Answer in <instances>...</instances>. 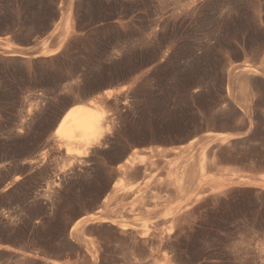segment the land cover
<instances>
[{
  "label": "rangeland",
  "instance_id": "rangeland-1",
  "mask_svg": "<svg viewBox=\"0 0 264 264\" xmlns=\"http://www.w3.org/2000/svg\"><path fill=\"white\" fill-rule=\"evenodd\" d=\"M112 89L109 139L70 162L60 112ZM262 257L264 0H0V264Z\"/></svg>",
  "mask_w": 264,
  "mask_h": 264
},
{
  "label": "bare ground",
  "instance_id": "bare-ground-1",
  "mask_svg": "<svg viewBox=\"0 0 264 264\" xmlns=\"http://www.w3.org/2000/svg\"><path fill=\"white\" fill-rule=\"evenodd\" d=\"M11 54H14V53L11 52ZM255 71H257V69L252 68V67H250V66L245 64V66L239 67V69H238V71H236V73L239 72L238 73L239 76L240 77L243 76L242 80L244 81V77L246 78V76L248 74H250V76H252L251 73H253ZM113 91L114 90L112 89V90H108L107 92H105V95L108 94V96L101 95V96H98V97H95V98H90V99H87V100L75 99V100L71 101L70 104L67 105V107L62 111V113L60 112V115H59L58 119L56 120L55 129L53 130L54 131L53 132V136H54L53 138L57 142V144L59 145L58 148H63L64 149L65 155H66V159H68L70 162H72V161H74V162L75 161H80V163H81V162L89 161L88 159H86L87 156L91 152L100 151V146L102 144L105 145L104 144L105 141L107 139H109V137H107L108 135L105 136V134L110 131V128H111L110 127V123L112 124L113 120L110 118L109 115L105 114V112L103 110V106L107 102V99H108L107 97H109V95ZM245 91L246 90H244V92ZM53 123H55V122H53ZM209 136H211V135H209ZM185 146H188V145H185ZM156 148H157L156 151H161L163 149L169 150V147L158 146ZM154 151L155 150L152 149V147H151V148L148 149V154H143V155H139V156H135V153L134 154H129L124 159V161L119 163L117 166H118V168L121 169L122 172L125 173L131 167H134V166L136 167L137 164H143L147 160V158H151V156H153V155H151V153H154ZM131 153H133V152H131ZM190 153H188V155H186V162L187 163L185 165V168H184L183 172H181V173H183L182 175H184L186 180H188V177L190 176L189 174L191 173L190 167H192V165H191L192 164L191 163L192 162L191 161L192 157H190V156L194 155L193 153L191 155H189ZM44 157H45V155H44ZM213 165H214V163L213 164L212 163H208L207 164L205 162H202L200 164L198 171L200 170V173H199L200 177L199 178H201V181H204V180H206L208 178L209 174H211L210 172H211V169H212ZM215 166H216V164H215ZM215 169H216V167H215ZM93 170H94V168H93ZM212 172H213V170H212ZM229 172L227 171V173H226V174H228V176L225 174L226 175V177H225L226 179H230V178H233L235 176L238 177V178L244 177L243 175H240L239 173L237 174V172L236 173L235 172H232V173L230 172L229 173ZM220 173H222V172H220ZM220 175H221V178H224V176H225L223 173L220 174ZM178 176H179V174H178ZM193 179L195 180V178H193ZM174 187L178 188V193L180 192V190L185 191V190H183V187L181 185H177L176 184V185H174ZM112 188L114 190L113 191L114 194L118 193L120 191L121 192L122 191L126 192V191H130L131 189H133L132 186L129 187V186H124V185H119L118 181H115V183H113ZM184 189H186V188H184ZM141 190L142 189L138 190V192L141 191ZM113 193H112V195H113ZM141 196L142 195H140V199H142ZM97 214L98 213L96 212V213L87 214V215L81 217L73 225L72 230H76V228H78L80 226L81 222H83V221H85L87 219H90L92 217H95V216H97ZM261 251H263L262 248H261ZM174 255H173V257H174ZM244 255H246V254H244ZM237 257H239V256H237ZM259 259L262 260L264 258L262 257V259L261 258H259ZM257 262H260V261H257ZM262 262H263V260H262ZM262 262H260V263H262Z\"/></svg>",
  "mask_w": 264,
  "mask_h": 264
}]
</instances>
